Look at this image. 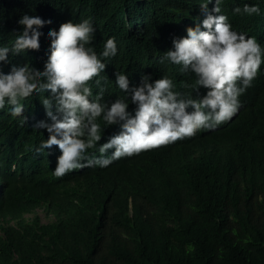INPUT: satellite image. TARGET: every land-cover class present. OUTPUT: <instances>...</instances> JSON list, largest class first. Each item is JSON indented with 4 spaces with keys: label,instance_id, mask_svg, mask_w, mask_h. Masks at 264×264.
I'll return each instance as SVG.
<instances>
[{
    "label": "trees",
    "instance_id": "16d2710c",
    "mask_svg": "<svg viewBox=\"0 0 264 264\" xmlns=\"http://www.w3.org/2000/svg\"><path fill=\"white\" fill-rule=\"evenodd\" d=\"M205 3L212 15H226L234 31L255 37L264 59V0H221L220 13L212 11L216 0H0V47L20 35L23 15L51 20L38 29V51L10 54L0 70L29 64L43 71L48 32L90 19L95 33L88 46L98 55L109 38L117 46L114 57H101L107 67L90 82V100L103 87L102 103L126 100L134 115L118 74L128 76L130 88L143 76L167 77L182 98H196V75L161 60L173 39L202 22ZM245 5L258 6L259 14L245 13ZM47 95L20 101L19 117L7 103L0 109V264H264V63L230 120L62 177L53 175L59 149L36 151L49 136L35 127L51 122L42 105ZM98 123L99 144L121 131L119 124ZM99 144L89 159L100 157ZM39 209L54 219L44 222Z\"/></svg>",
    "mask_w": 264,
    "mask_h": 264
},
{
    "label": "clouds",
    "instance_id": "9594fccd",
    "mask_svg": "<svg viewBox=\"0 0 264 264\" xmlns=\"http://www.w3.org/2000/svg\"><path fill=\"white\" fill-rule=\"evenodd\" d=\"M220 2L216 0L213 12H221ZM201 9L205 13L202 22L187 28L186 37L173 39V48L161 60L167 59L182 66V72L191 71L196 75L192 85L196 98H182L179 92L173 91V82L167 77L152 81L150 76H143L139 86L130 88L128 76L118 74L117 86L136 106L134 115L129 112L126 100L117 99L110 105L102 103L103 87L95 100H90L93 95L90 82L107 67L101 57H114L117 46L115 38H109L98 55L88 46L95 28L86 19L80 23H62L58 31L48 32L50 55L43 71L29 64L13 65L7 74L0 70V109L7 103L11 106V116L19 117L24 112L20 101L33 93H48L42 105L51 122L40 121L35 127L46 129L49 136L36 151L53 146L59 149L55 177L93 164L107 167L121 157L167 146L194 136L200 129H214L237 113L238 98L251 86L264 59L255 37L246 38L245 34L234 31L226 15L208 12V3L202 4ZM233 11L240 13L241 9L237 7ZM243 11L251 15L259 14L260 9L245 5ZM18 23L23 30L12 46L0 47V62L5 64L10 63V54L38 51L42 35L38 29L51 20L25 14ZM95 82L100 86V80ZM201 88L207 90L202 96ZM98 119L108 126L119 124L121 131L108 142L99 144L102 134ZM98 144L100 157L89 159L86 153ZM109 149L114 152L106 156Z\"/></svg>",
    "mask_w": 264,
    "mask_h": 264
},
{
    "label": "rangeland",
    "instance_id": "374dc122",
    "mask_svg": "<svg viewBox=\"0 0 264 264\" xmlns=\"http://www.w3.org/2000/svg\"><path fill=\"white\" fill-rule=\"evenodd\" d=\"M38 212H39V214L42 217L44 222H49V221L54 219L53 217L46 216L45 212L43 210H41V209H39Z\"/></svg>",
    "mask_w": 264,
    "mask_h": 264
}]
</instances>
